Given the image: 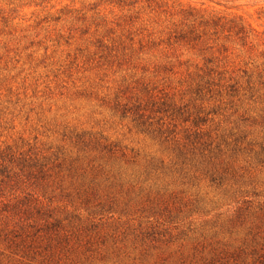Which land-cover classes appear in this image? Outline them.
<instances>
[{
	"label": "rangeland",
	"instance_id": "obj_1",
	"mask_svg": "<svg viewBox=\"0 0 264 264\" xmlns=\"http://www.w3.org/2000/svg\"><path fill=\"white\" fill-rule=\"evenodd\" d=\"M0 264H264V0H0Z\"/></svg>",
	"mask_w": 264,
	"mask_h": 264
},
{
	"label": "trees",
	"instance_id": "obj_2",
	"mask_svg": "<svg viewBox=\"0 0 264 264\" xmlns=\"http://www.w3.org/2000/svg\"><path fill=\"white\" fill-rule=\"evenodd\" d=\"M239 31H243V27H240V28H239Z\"/></svg>",
	"mask_w": 264,
	"mask_h": 264
}]
</instances>
